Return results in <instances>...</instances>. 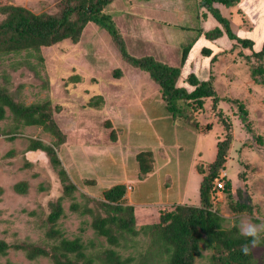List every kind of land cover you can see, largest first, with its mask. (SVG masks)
I'll list each match as a JSON object with an SVG mask.
<instances>
[{"label":"rangeland","instance_id":"rangeland-1","mask_svg":"<svg viewBox=\"0 0 264 264\" xmlns=\"http://www.w3.org/2000/svg\"><path fill=\"white\" fill-rule=\"evenodd\" d=\"M56 1L0 0V6L53 14ZM213 6L229 20L238 38L260 48L264 0H239L230 8ZM103 14L130 55L151 56L170 66L179 65L183 48L198 28L205 32L220 27L200 0H113ZM204 40L187 53L178 84L191 91L183 82L186 74L210 78L220 99L214 109L211 99H205L201 106L180 100L176 110H169L158 85L124 62L106 31L92 23L76 43L65 40L38 53L0 58V85L24 105L48 102L64 135V143L53 147L52 135L41 127L17 125L6 110L0 121V240L45 247L54 243L46 237L50 227L46 219L50 204L61 197L63 215L54 227L66 239L80 238L87 253H98L107 243L95 235L90 217L73 212L70 205L83 206L86 198L100 200L105 190L118 184L126 187L124 202L133 208L136 230L158 223L159 216L176 205L198 206L202 175L225 135L220 118L230 127L232 143L225 158L224 189L212 200L213 208L225 218V227L236 226L239 231L242 221L264 222V57L263 73L252 76L244 57L249 49L227 38ZM202 48L209 49L212 57L216 54L207 69L209 57L200 54ZM30 140L52 146L58 167L44 152L28 151ZM142 151L153 157L152 170L145 176L139 175L135 160ZM61 169L66 182L58 175ZM18 182L27 183L24 194L15 193ZM64 185L74 186L67 196ZM243 203L251 209L242 210ZM136 239V251H142L147 239L142 235ZM251 249L256 264H264L263 249ZM209 256L202 249L195 264H209ZM0 264L51 261H29L10 250L0 256Z\"/></svg>","mask_w":264,"mask_h":264},{"label":"trees","instance_id":"trees-1","mask_svg":"<svg viewBox=\"0 0 264 264\" xmlns=\"http://www.w3.org/2000/svg\"><path fill=\"white\" fill-rule=\"evenodd\" d=\"M112 1L57 0L56 12L53 14H34L26 8L13 5L0 6V58L16 56L23 52L38 53L41 48L51 47L65 40L76 43L85 26L92 23L106 31L124 62L147 73L158 85L166 107L171 111L176 110V103L180 100L201 106L203 100L211 99L212 109L220 100L210 78L200 79L194 73L186 74L183 82L192 88L191 91L178 84L185 57L200 39L222 41V38H227L238 43L243 49L250 50L244 57L251 65V75L263 73L264 42L259 49H254L252 41L238 38L232 32L229 20L213 6L219 4L230 8L236 6L239 0H200V4L220 27H213L205 32L198 28L195 37L183 48L178 66L163 64L151 56L130 55L115 26L103 14V9ZM197 51L195 55L198 54ZM200 54L209 57L205 63L207 69V66L214 62L216 54L212 57L211 51L206 48L200 49ZM116 74H119V71H116ZM6 110L17 125L41 127L52 135L56 139L53 147L64 143V135L53 121L48 102L24 105L15 101L8 89L0 85V121L5 119ZM220 122L224 126L225 135L223 140L216 143L214 159L208 164L207 172L202 175L198 189V206L176 205L171 211L163 212L158 223L146 224L136 230L133 208L124 202L126 187L123 184L114 185L103 192L100 200L86 198L87 202L83 206L70 205L73 212L90 217V226L95 235L102 237L108 245L98 253H87L80 238L66 239L54 227L63 215L62 199L59 197L50 204L51 210L46 219L50 225L46 237L54 243L45 247L27 242L8 244L0 240V256H6L13 250L23 253L29 261L46 258L51 264H195L203 249L210 252L209 264H256L250 238L243 237L236 226L225 227V218L213 208L214 182L220 171L225 169V158L232 143L229 125L221 118ZM53 147L30 140L27 150L44 152L52 166L58 167L59 160ZM135 160L140 176L151 172L153 157L150 151L137 153ZM58 173L62 182H66L64 170L61 169ZM13 189L17 194H24L27 183L18 182ZM73 189L72 185H64L63 195L67 196ZM1 192L0 189V194ZM229 194L228 192L230 197ZM250 209L251 205L243 203L242 210ZM255 222L258 223L256 220ZM139 235L147 239L142 251H136V238ZM245 244L250 248L247 255L241 251L242 245ZM256 246L263 249L264 256V233ZM120 251H127L128 254L124 256Z\"/></svg>","mask_w":264,"mask_h":264},{"label":"clouds","instance_id":"clouds-1","mask_svg":"<svg viewBox=\"0 0 264 264\" xmlns=\"http://www.w3.org/2000/svg\"><path fill=\"white\" fill-rule=\"evenodd\" d=\"M239 227L240 234L245 238H250L252 247L259 243L261 234L264 233V222L257 224L250 220L242 221ZM241 251L247 255L250 251L249 245H242Z\"/></svg>","mask_w":264,"mask_h":264},{"label":"built area","instance_id":"built-area-1","mask_svg":"<svg viewBox=\"0 0 264 264\" xmlns=\"http://www.w3.org/2000/svg\"><path fill=\"white\" fill-rule=\"evenodd\" d=\"M225 179H226V171L225 169H223L220 171L218 178H216L214 182V189H215L214 198L216 194L223 191Z\"/></svg>","mask_w":264,"mask_h":264},{"label":"crops","instance_id":"crops-1","mask_svg":"<svg viewBox=\"0 0 264 264\" xmlns=\"http://www.w3.org/2000/svg\"><path fill=\"white\" fill-rule=\"evenodd\" d=\"M215 6H218V5H215ZM215 6H214V7H215ZM205 42H206V41H205Z\"/></svg>","mask_w":264,"mask_h":264}]
</instances>
